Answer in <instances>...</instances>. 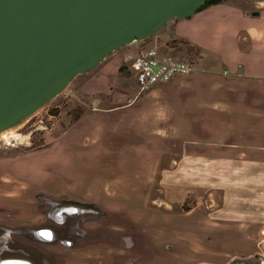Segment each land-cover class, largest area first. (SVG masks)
I'll list each match as a JSON object with an SVG mask.
<instances>
[{
    "label": "rangeland",
    "instance_id": "374dc122",
    "mask_svg": "<svg viewBox=\"0 0 264 264\" xmlns=\"http://www.w3.org/2000/svg\"><path fill=\"white\" fill-rule=\"evenodd\" d=\"M153 37L113 52L0 135V261L58 264L55 253L68 250L65 240L78 229L87 235L82 220L102 215L125 249H155L152 264L264 261V159L235 158L226 134L218 133L227 127L214 126L221 119L216 104L231 101L235 89L228 78L201 71L141 93L124 58ZM176 43L178 57L198 61L196 47ZM106 72V91L84 89ZM116 107L119 123L105 128L91 121ZM109 199L122 206H109ZM69 205L82 212L57 226L50 214ZM44 226L56 234L47 247L52 252L36 242Z\"/></svg>",
    "mask_w": 264,
    "mask_h": 264
},
{
    "label": "crops",
    "instance_id": "0c3cea01",
    "mask_svg": "<svg viewBox=\"0 0 264 264\" xmlns=\"http://www.w3.org/2000/svg\"><path fill=\"white\" fill-rule=\"evenodd\" d=\"M165 27L166 31L158 32L155 37L152 36L151 45L143 49L156 47L161 52L178 56L182 51L176 47L179 44L176 43L177 41H184L196 47L199 57L196 62L191 60L195 68L192 74L201 71L220 74V78L229 79L226 81L229 88L235 89L234 96L230 94L231 101L220 100V103L216 104L221 109L219 110L221 119L214 126L227 127V133L223 129L216 131L221 135L226 134L229 150L234 153L235 158L264 159V0H219L201 8L192 17L174 19ZM140 42L144 41H137L131 45L136 46ZM137 53L138 51H130L124 61L127 62L130 56H135ZM131 70L135 75L134 70ZM180 78L184 77L158 84L151 90L171 84ZM109 79V73H102L90 79L84 89L88 93L97 92V89L101 88L106 91ZM137 87L139 89L138 84ZM119 108L121 109V107L103 109V112L96 114L100 120L94 118L91 121L97 123L101 121L97 125L105 128L117 124L119 120L114 116L118 117L122 113L118 112ZM124 108L123 106L122 109ZM105 115L111 119L103 118ZM92 127L93 125L89 124L86 130L90 131ZM93 168L91 174H97ZM104 173L105 170L99 174ZM100 191H103V187ZM114 200L116 203L109 199L108 205L122 206L118 199ZM130 205L133 206L134 203ZM68 207L74 210L65 212ZM86 207L93 209L94 206L86 205ZM81 212L78 206L69 205L58 207L50 217L51 221L60 227L65 226L70 218L79 216ZM92 217H86L80 225L83 227L89 223L86 236H84L85 231L78 229V234L74 233L73 237L70 236L73 240H65L68 250L55 253L58 264H152V256L157 255L155 249L145 248L144 252L134 247L125 249L121 246L120 233L109 226L112 221L108 219V215ZM48 232L55 233L52 228L45 226L35 231L38 248L44 252H52L53 250L47 247L56 240V236L45 239L42 234ZM63 233L67 234V232ZM112 239L114 242L110 241ZM26 260L36 264L34 258ZM261 264H264V261Z\"/></svg>",
    "mask_w": 264,
    "mask_h": 264
},
{
    "label": "water",
    "instance_id": "95a60500",
    "mask_svg": "<svg viewBox=\"0 0 264 264\" xmlns=\"http://www.w3.org/2000/svg\"><path fill=\"white\" fill-rule=\"evenodd\" d=\"M211 0H0V135L113 52ZM31 264L7 259L0 264Z\"/></svg>",
    "mask_w": 264,
    "mask_h": 264
},
{
    "label": "built area",
    "instance_id": "2783aa9c",
    "mask_svg": "<svg viewBox=\"0 0 264 264\" xmlns=\"http://www.w3.org/2000/svg\"><path fill=\"white\" fill-rule=\"evenodd\" d=\"M127 60L135 72L141 93L150 91L158 84L189 76L195 69L193 62L182 60L173 53L161 52L156 47L143 49Z\"/></svg>",
    "mask_w": 264,
    "mask_h": 264
},
{
    "label": "bare ground",
    "instance_id": "6f19581e",
    "mask_svg": "<svg viewBox=\"0 0 264 264\" xmlns=\"http://www.w3.org/2000/svg\"><path fill=\"white\" fill-rule=\"evenodd\" d=\"M68 209H70L69 210V212H72L74 209H72V208H70V207H68V208H66V211L68 210ZM65 211V212H66ZM76 211V210H75ZM64 211H62V213H63ZM43 236H44V238L45 239H51L53 236H54V233H51V232H48V233H44V234H42ZM41 237V236H40ZM14 264H22V263H17V262H15Z\"/></svg>",
    "mask_w": 264,
    "mask_h": 264
},
{
    "label": "flooded vegetation",
    "instance_id": "af4514ba",
    "mask_svg": "<svg viewBox=\"0 0 264 264\" xmlns=\"http://www.w3.org/2000/svg\"><path fill=\"white\" fill-rule=\"evenodd\" d=\"M70 209H68L66 212H69ZM64 213V212H63ZM56 234L54 233V238H55ZM54 240V239H53ZM7 259H12V258H5V259H2L0 262L4 261V260H7ZM16 259V258H15ZM18 259V258H17Z\"/></svg>",
    "mask_w": 264,
    "mask_h": 264
},
{
    "label": "trees",
    "instance_id": "16d2710c",
    "mask_svg": "<svg viewBox=\"0 0 264 264\" xmlns=\"http://www.w3.org/2000/svg\"><path fill=\"white\" fill-rule=\"evenodd\" d=\"M211 1H213V0H211ZM211 1H210V2H211ZM210 2H209V3H210Z\"/></svg>",
    "mask_w": 264,
    "mask_h": 264
}]
</instances>
